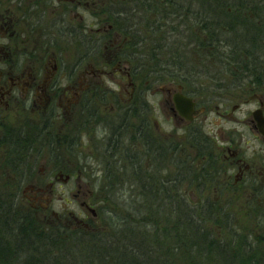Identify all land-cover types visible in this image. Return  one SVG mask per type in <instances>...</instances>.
I'll use <instances>...</instances> for the list:
<instances>
[{
    "label": "flooded vegetation",
    "instance_id": "flooded-vegetation-1",
    "mask_svg": "<svg viewBox=\"0 0 264 264\" xmlns=\"http://www.w3.org/2000/svg\"><path fill=\"white\" fill-rule=\"evenodd\" d=\"M134 10L140 19L142 12H148L158 22L177 21L174 32L178 28L182 30L179 33L191 30L187 38L197 46H208L204 48L205 54L212 53L226 61L222 64L228 68L226 71L232 69L233 77L253 79L249 98L253 109L247 119L252 155L247 156L240 147L231 144L224 145L218 156L208 149L201 151L192 160L201 170L194 181L199 180L206 186L207 182L216 183L222 176L227 187L236 189L254 184L259 177L264 181V0H131L126 5L123 0L120 3L114 0H0V125L21 120L11 115H22L25 119L17 123L19 127L15 131H6V137L14 140L17 153H24L25 157L28 153L34 159L45 158L44 164L49 166L43 179L30 185L34 199L42 198L44 191L52 192L55 184L71 183L70 195L79 205L77 213L68 211L69 218L62 217L49 209L48 204L41 210L46 214L51 212L55 222L50 223L73 229L77 234L97 230L100 208L110 202L108 189L116 190L115 182L104 187L96 175L86 181L80 176V164L69 163V173H62L56 158L84 153L81 141L89 142V156L102 157L105 163L96 162L97 165L88 166L87 170L83 165V174H98L107 169L116 180L112 159L136 147L137 157L132 156L135 164L132 161L130 166L137 167L138 174L142 173L139 180L144 201L153 199L176 205L179 194L172 190L175 185L177 188L180 175H171L165 164L167 154L177 152L179 146L170 137L161 140L166 135L161 133L156 120L151 123L146 118L144 111L163 104L168 119L179 124L186 135L206 111L179 85L152 89L151 105L145 99L149 85L144 84V74L131 69L129 64L144 60L143 33H135L131 28L136 23ZM215 13L217 20L207 21ZM160 27L170 29L164 22ZM157 34L161 32L157 30ZM174 78L178 80V75ZM108 81L116 85L117 94L106 84ZM179 94L195 104L197 114L190 120L177 109L175 98ZM112 97H117L114 103L107 101ZM236 108L234 105L230 111L224 110L223 116L234 119L232 112ZM195 132L201 136H197V141L207 147L206 135L201 129ZM122 145L126 146L124 150ZM30 163L25 166L27 161L17 158L13 166L17 172L24 167L32 173L34 164ZM149 167L152 175L146 172ZM103 188L106 191L97 194L96 189ZM179 196L187 204L202 200L207 206L220 205L219 201L202 197L190 200Z\"/></svg>",
    "mask_w": 264,
    "mask_h": 264
},
{
    "label": "rangeland",
    "instance_id": "rangeland-1",
    "mask_svg": "<svg viewBox=\"0 0 264 264\" xmlns=\"http://www.w3.org/2000/svg\"><path fill=\"white\" fill-rule=\"evenodd\" d=\"M114 1L120 3L121 0ZM130 1L123 0V5H126ZM134 12L136 11L134 10ZM142 15L143 18L140 19L138 18L140 17L138 12L135 13L134 19L136 23L132 24L131 28H133L135 33H143L145 45L143 47L144 56L142 57L144 60L133 61V63L130 62L129 64L131 69L138 70L144 74V78H142L144 84L149 85V90L145 93V99L151 105L154 102L150 95L152 89L155 91L154 89H159L160 87H177L179 85L197 101L199 106L205 107L206 110L193 123L192 127L194 129L192 128V131L187 135L183 134V130L179 124H175L168 119L167 110L163 104H160L158 108L151 106L152 108L144 111L146 118L151 123L156 120L159 130H161L162 134L166 135H161L160 139L163 140L165 137H170L171 139H175L176 144L179 146L177 152L173 151L171 154H167L168 159L165 164V169L169 170L171 175H180L177 188L175 185V189L172 191L176 194L184 195L190 200L194 197H202L208 201H219L220 205L207 206L202 200H193L192 204H187L183 198L177 199L176 203L178 204L174 206L163 205L160 204L161 201H153V199L144 201V196L140 193L141 186L139 180L142 173L138 174L137 167L131 168L130 166L132 161L135 164L132 156L137 157L136 147L132 148L131 152L118 153V156L116 155L113 158L115 161L112 159L116 180L107 169L98 174L96 172L83 174V165L87 170L88 166L97 165L96 162H99L100 165L105 163V159L102 157H97L96 155H94L95 157L89 156L90 143L86 141H81V144L84 146V153L63 154L61 157L56 158L58 160L56 162L61 164L62 173H69L70 170L67 164H80L82 169L80 176L86 181H89V178L93 180V177L96 175L97 181H100L104 187H107L109 182H115L116 190L111 192V188L108 189L111 195L110 202L107 204L109 207H105L104 211H102V207L100 208V217L96 223L97 229L106 228L116 222L115 225L120 230L132 206L140 204L141 216L147 215L151 222L150 228L153 230L154 235H157V242L153 247L155 256H151L150 263L147 264H242L243 262L252 264L255 261H261L264 256L263 178L259 177L254 184L250 183V186L242 185L236 189L234 186L227 187L225 179L220 176L216 183L207 182V185L203 186L199 180L194 181L193 179L196 175H201V170L198 169L194 162L192 163L193 158L199 152L208 149L212 151L213 155L218 156L221 148L228 144H231L232 147H236L237 145L245 151L247 156L252 155V136L248 128L247 119L250 117V112L253 109V102H250L249 99L251 96L250 90L253 87L251 83L253 79L249 77L236 79L233 77L235 73L233 74L232 69L226 71L228 68L222 64L226 61L217 59V55L213 56L212 53L205 54L204 48H209L208 46H197L194 41H190L187 38L191 34V30H188L186 33H179L182 30L178 28V31L174 32V25L178 24L177 21L166 19V21L161 20L158 22L154 20L152 13L142 12ZM212 16L207 21L212 22L217 20L216 13L212 14ZM163 22L170 29L162 30L163 28L160 26ZM157 30L161 34H157ZM230 65L235 66L232 62ZM233 68L234 72H237L235 67ZM175 75H178V80H175ZM106 84L112 91L117 89L116 85L111 81H108ZM116 91L117 94L119 90ZM117 97L121 98V96ZM117 97H112L107 101L114 103ZM156 99L161 100L159 96ZM234 105H237L235 111L232 112L234 119L224 117L223 111H230ZM11 117L21 118V120L17 122H3V125H0V194L3 197L2 202L5 205H9V203L13 205V193L16 194L17 204L15 208L19 210L21 208L24 212L30 211L44 226L46 225L45 221L47 223L51 221L55 222L50 211L46 214L41 210L47 204L49 209L60 213L62 217L69 218L68 211L77 213L79 205L70 195V191L72 190L71 183L55 184L52 192L44 191L42 198H33V188L30 185L43 179L49 172V166L44 164L45 158L38 157L34 159L32 156L29 157L28 153L25 157L24 153L21 155L17 153L18 151H15L14 140L6 137V131H15L19 127L17 123L22 122L25 118L22 115H11ZM134 121L137 122L135 118ZM117 123L115 121V124ZM200 129L208 138L207 147H202L203 143L197 141L199 134L195 135V131ZM209 143L211 146H209ZM125 145L121 146L123 150L126 147ZM17 158L26 160L27 164L25 166H30V162H33L34 168L32 169V173L26 172L24 167H21L20 172H17L19 170L17 169L16 171L13 166ZM11 160L12 163L10 162L11 164H9L8 162ZM205 171L206 169L204 168L205 177L203 180L206 181L207 175ZM146 172L152 175V168L149 167ZM96 191L97 194L101 195L106 189H96ZM135 192L136 200H134ZM194 203L200 206L193 205ZM168 207H174L177 211L179 207V211L182 212L184 217L191 219L190 223H193L199 229V232L209 237L212 242L217 243V248L222 249L224 252L219 250L222 260L220 259L219 261L214 250L208 248L206 245L191 244L187 236L182 239L184 245L181 246V252L178 254V250H176V235L179 234L181 237L187 235L189 231L187 228L177 225L175 216L178 217V214L177 212L170 214V211L167 209ZM16 213L21 216L20 212L16 211ZM193 220L198 223L193 222ZM24 223L26 224V220H24ZM10 229L12 232L14 231L12 225H10ZM67 230L75 231L69 228ZM40 232L46 235L45 231L41 230ZM27 237L28 235H23L22 240ZM65 238L63 239L65 242L72 240L70 237ZM12 240L16 242L14 238ZM33 243V246L30 243L26 245L24 241L22 247L32 248V256L37 257L41 261V264H69V261L65 262V256L61 257V261L58 258V253L61 250L59 246L58 248L54 245H48L43 240L37 241L36 238ZM12 247L16 248L15 245H12ZM120 248L124 252L125 249ZM142 249H146V244H144ZM50 250L51 252H48ZM62 250L64 252V249ZM55 253L57 255L45 258ZM65 254L67 257H70L68 255L70 253L65 252ZM74 255L80 256L82 254L75 253ZM93 259H96L94 263L98 260L99 264H115V259L111 253H108L103 260L91 257L89 262L84 264H92L90 262ZM0 264H16V260L8 262L1 259Z\"/></svg>",
    "mask_w": 264,
    "mask_h": 264
},
{
    "label": "trees",
    "instance_id": "trees-1",
    "mask_svg": "<svg viewBox=\"0 0 264 264\" xmlns=\"http://www.w3.org/2000/svg\"><path fill=\"white\" fill-rule=\"evenodd\" d=\"M113 190L114 188L111 187V192H113ZM149 192L152 193V190H149ZM15 195L16 194L13 193V205L11 203L5 205V203L2 202L3 197L0 194V260L2 259L10 262L15 259L16 264H41V261H39L37 257L32 256V248L22 247L24 241L26 245L30 243L31 246H33L35 238L37 241H45L48 245H54L55 247L59 246L60 248H58L61 250L58 253V258L61 261V257L65 256L64 260L66 263L69 261V264H84L89 262L91 257L103 260L108 253H111L112 257L115 259V264H147L150 263V257L155 256L153 247L157 242V235H154L153 230L150 228L151 222L147 215L141 216L142 211L140 204H134L132 206L120 230L119 227L115 225L116 222H114L112 225L110 224L103 229L77 234L71 230H67L66 227L63 229L62 227H57L55 224L47 223V221H45L46 225L44 226L32 213H30V211L24 212L20 207V210L18 208L16 209L17 203ZM179 198L180 196L178 195L177 199ZM160 204L164 205L165 203L161 202ZM105 207L109 206L105 204L102 211H104ZM179 207L178 211L174 207L167 208L170 214L172 212H177L178 217L175 216L177 225L179 227H185L189 231L187 235L181 237L179 234L176 235L177 253L179 254L181 252V246L184 245L182 239L187 236L191 244L195 243V245H197L198 243L200 246L206 245L208 248L214 250L219 261L220 259L222 260L219 250L222 252L223 250L217 248V243L212 242L209 237L199 232V229L193 223H189L185 226L181 222L183 214L179 211ZM15 210L20 212L21 216H19ZM24 220H26L27 225L24 223ZM193 222L196 221L193 220ZM10 225L13 226L14 233L11 231ZM41 230L45 231L46 235L41 233ZM23 235H28V237L22 240ZM65 237H70L72 240L65 242V240L63 241ZM12 238H14L16 242H14ZM142 239H145L146 243H142ZM144 244H146V249H142ZM12 245H15L16 248L12 247ZM120 247L125 249L124 252ZM62 249H64V252ZM48 252H51V250ZM65 252L70 253L68 254L70 257H67ZM75 253H80L82 255H74ZM55 255L57 254L55 253L45 258ZM95 260L96 259H93L90 263L99 264L98 260L94 263ZM242 264L247 263L243 262ZM252 264H264V256L261 261H255Z\"/></svg>",
    "mask_w": 264,
    "mask_h": 264
},
{
    "label": "water",
    "instance_id": "water-1",
    "mask_svg": "<svg viewBox=\"0 0 264 264\" xmlns=\"http://www.w3.org/2000/svg\"><path fill=\"white\" fill-rule=\"evenodd\" d=\"M175 102L179 113L186 119L190 120L191 118H193V116L197 114L196 110L194 109L195 104L190 98L179 94L176 96ZM253 115L254 117H256L258 123H261V118H259L256 113H254ZM261 131L263 132V130Z\"/></svg>",
    "mask_w": 264,
    "mask_h": 264
},
{
    "label": "bare ground",
    "instance_id": "bare-ground-1",
    "mask_svg": "<svg viewBox=\"0 0 264 264\" xmlns=\"http://www.w3.org/2000/svg\"><path fill=\"white\" fill-rule=\"evenodd\" d=\"M181 222L186 226L191 222V219L183 216ZM142 243H146V240L142 239Z\"/></svg>",
    "mask_w": 264,
    "mask_h": 264
}]
</instances>
